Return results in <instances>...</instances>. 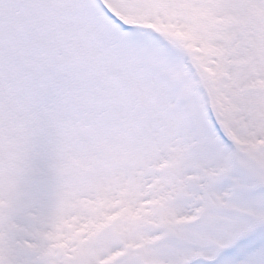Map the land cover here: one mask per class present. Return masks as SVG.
I'll list each match as a JSON object with an SVG mask.
<instances>
[{
  "label": "snow or ice",
  "instance_id": "1",
  "mask_svg": "<svg viewBox=\"0 0 264 264\" xmlns=\"http://www.w3.org/2000/svg\"><path fill=\"white\" fill-rule=\"evenodd\" d=\"M0 264H264V0H0Z\"/></svg>",
  "mask_w": 264,
  "mask_h": 264
}]
</instances>
